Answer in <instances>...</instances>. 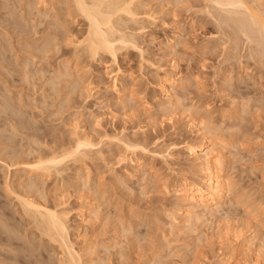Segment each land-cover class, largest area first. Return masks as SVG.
Returning <instances> with one entry per match:
<instances>
[{
	"label": "rangeland",
	"instance_id": "374dc122",
	"mask_svg": "<svg viewBox=\"0 0 264 264\" xmlns=\"http://www.w3.org/2000/svg\"><path fill=\"white\" fill-rule=\"evenodd\" d=\"M62 1L0 0V264H17L24 253L29 264H63L60 247L38 233L33 235V226L19 219L14 195L6 190L9 182L20 184L21 193L37 196L50 207L70 210V237L83 264H216L222 257H233V264H255L256 260L264 264V63H260L264 60L251 55L252 44L241 35L236 39L231 25L221 27L226 32L218 27L222 25L216 17L203 12L206 0H135L137 20H127L125 14L120 18L126 21L119 20L122 27L127 24L122 32L136 37L142 51L138 45H125L116 60L101 53L94 58L80 42L85 43L88 22ZM120 68L121 90H108L110 75L115 77ZM167 73L175 74L178 83L170 89L183 104L175 112L164 110L165 115L155 99L161 96L159 83ZM98 85L101 90L95 92ZM130 91L133 101L128 100ZM139 95L151 101L152 117L145 113L147 107L138 101ZM122 98L128 106L120 102ZM189 107H194L199 123H213L217 132L208 133L207 124V131L201 127V132L216 141L223 174L234 186L230 203L191 223L173 190L180 178L199 177L184 149L187 142L201 141L189 125L191 115L183 110ZM97 117L100 126L95 123ZM73 124L97 144L93 156L82 161L67 158L61 176L55 170L44 177L30 171L26 162L74 146ZM122 135L126 141H147L151 149L169 151H161L169 157L128 150L116 139ZM132 157L140 164L130 165ZM111 167L118 178L112 177ZM138 167L145 173L134 174ZM172 169L182 176L174 175ZM125 171L133 175L126 177ZM80 172L86 176L85 184L77 180ZM165 181L170 182L168 191L162 187ZM32 182L41 190L29 189ZM89 202L94 214L83 221L79 212ZM13 235L24 237L18 242L24 241L20 243L27 246L25 252L5 241ZM31 246L34 256H29Z\"/></svg>",
	"mask_w": 264,
	"mask_h": 264
},
{
	"label": "bare ground",
	"instance_id": "6f19581e",
	"mask_svg": "<svg viewBox=\"0 0 264 264\" xmlns=\"http://www.w3.org/2000/svg\"><path fill=\"white\" fill-rule=\"evenodd\" d=\"M40 1H43V0H40ZM62 2H66L68 6L73 7L77 11H79V13L84 17L83 20L86 19L85 22L86 21L88 22V28H87V31L85 33L86 36L84 37L85 43L83 42V39H82V41H80L83 44H85V46H82L83 45L82 44L81 47L82 48L86 47V49L90 53L88 55H92L95 58V57L99 56L100 53H101V54H103L105 56L107 55L108 57H111L113 60H116L117 54H118V50H119V48H121V46L123 48L125 45H128V47L134 45L137 48L138 44H136L135 41H134V40H136V37H135V39H133L134 36L133 37L131 36L132 37L131 38L130 34H129L130 32L127 33V35H125V33L122 32L121 29L122 28L124 29L127 26V24L124 23L126 26L124 25L125 27H122L121 25H123V23L121 24L120 20H119V19L122 18V17L120 18V16L122 14L128 15V16H126L127 20H128V17H130L129 20L131 18H132L131 19L132 21H136L137 20V18H136L137 13L133 9V4H134L135 0H65V1L63 0ZM206 2L208 4L207 5L203 4V6H206V8L209 7L208 8L209 10L204 7L205 11H203V12L204 13L205 12L206 13L209 12V14H211L212 16L214 15L216 18L213 17V19L215 18L214 20L215 21L217 20L216 23L222 25V26L217 25L220 28L224 27L226 25H229V26L231 25V27H233L235 29V32H236L233 35L234 31L232 30L233 32L230 33L231 36L232 35L235 36L236 39L238 37H240V35L244 36L246 38V40L249 41L253 45V46L252 45L250 46L251 55L252 56L257 55V59L259 58V60H261V61L264 60V0H206ZM35 4H37L36 1H35ZM48 5L49 4L47 3V6ZM59 5H60V3H59ZM67 5H65V3H64V6L67 7ZM240 5H243V7H241ZM35 8H37V6H35ZM68 10H70V9H68ZM39 12H40V10H39ZM66 12H67V10H66ZM30 13H29V15H30ZM68 13L69 12H67V15H68ZM73 13H75V12H73ZM32 14H35V13H32ZM72 15L73 14L71 13L70 16H72ZM211 15H208V16H211ZM46 16L47 15L45 14L44 17H46ZM122 16L124 17V15H122ZM49 18H50V16H49ZM63 19L65 20V18H63ZM126 19H123V21L124 20L126 21ZM213 19H212V21H214ZM57 20H58V18H57ZM42 22H43V20H42ZM126 23H128V22H126ZM216 23L214 22L213 24H216ZM22 25H23V23H22ZM40 25H39V27H40ZM229 26H228V28H230ZM224 28H221V29H223V31L226 32V30ZM62 29H64V28H62ZM231 29L232 28H230V30ZM24 30H25V28H24ZM57 30H58V28H57ZM24 33H23V36H24ZM220 33H221V31H220ZM61 35H62V33H61ZM68 35L69 34L67 33V36ZM21 36H22V32H21ZM64 36H66V34ZM72 36H73V34H72ZM54 38H57V36L56 37L54 36L53 39ZM61 38H63V37H61ZM231 38H234V37H231ZM58 39H60V38H58ZM68 39H65L66 42L68 41ZM54 40H56V39H54ZM69 40L72 41L74 39H72V40L69 39ZM230 40H232V39H230ZM48 41L46 40V42L49 43L48 44L49 47H53L51 45L53 43L52 38L49 39ZM57 41H55V42H57ZM233 41H234V39H233ZM46 42H44V39H43V43H45L44 45H47ZM80 42L78 44H81ZM232 43H234V42H232ZM55 44H57V43H55ZM78 44H76V45H78ZM29 45H31V44H29ZM231 45L234 46V44H231ZM47 47L48 46H46L45 48H47ZM56 47H57V45H56ZM138 47H139V45H138ZM139 48H141V47H139ZM38 49H39V46H38ZM75 49H79V48H75ZM234 49H235V47H234ZM138 50H140V49H138ZM41 51H39V52H41ZM49 51H50V49H49ZM141 51H142V48H141ZM228 54H230V53H228ZM260 63H264V62H260ZM69 65H68V67H70ZM25 66L26 65L24 64V67ZM65 66H67V64H65ZM68 67H67V69H69ZM116 71H117V73H116ZM68 72L69 71H67V73ZM121 72H122V70L120 68L118 70H115L114 73H116V74H113V75H115V77H113L112 74L111 75L109 74L111 76V78H112V80H111L112 83H111L110 86H107L105 88H107L108 90H113L115 92H118V90H121V89H119V85H118V81H119V77L121 76ZM68 75H69V73H68ZM77 82H79V81H77ZM176 82H177V78H176L175 74H171V73L168 74L167 73V74L164 75V77H162V80L159 83V87H160V90H161V96L159 98L155 99V101L157 102L156 105H158L161 108V109L159 108L160 110H163V111L164 110L165 111L168 110L169 112H171V111L175 112L177 109H179L178 107L183 104L181 101H178V102L176 101V98H175L173 92L170 89V88H172V85L174 83H176ZM90 89L91 88H88L89 91H90ZM100 90H101V85H98V87L95 89V92H99ZM123 91H124V89H123ZM128 94H129L128 96L131 97L130 99H128L129 101L132 100L135 97L134 93L131 92V91ZM123 99L124 98H122V101H120V102H122L124 105H126L128 102L125 99L124 100ZM137 99H138V101L141 102V105H145V107H147V108H145V110H146L145 113L148 112L147 115H149V117H150L152 115L151 114L152 111L150 112V108H152V107H151V105H149V104H151V101H149V99L146 98L145 96L137 97ZM145 103H147V104H145ZM126 106H128V105H126ZM181 107L182 106H180V108ZM193 108L194 107H189V108H186V109L182 108V109L183 110H187L188 113H189L188 115H191V117H188L189 118V122H190L189 125H191L194 129H196L195 130V132L197 131L196 133L201 135L200 136L201 137V139H200L201 141H198L196 143H194V142L188 143L187 142L186 146L184 147V149L188 152V154L193 159V161H194V162H192L193 164L191 165L189 163V165L191 166V168L193 167L195 170L198 169L199 173L198 172H196V173H198L199 177H198V179L193 180V181H188V180H186V178L182 180L180 178L181 181L180 182L178 181L179 183L178 184L176 183V185L174 186V189H173L174 190V194H175V198H176L175 201H177V203L182 206V209H183V212H184V216H185L186 220L188 221V223H191L194 219L199 221V220L204 219V217H206L208 215L212 216V215L218 213V211L221 210L220 208L222 206H224V205H227L228 202L230 201L231 195H232V192H233V190H232L233 188L232 187H234L233 184H232L233 183L232 180H230L229 178H227L223 174V169L224 168H223L222 156H221L220 153H218V151L215 150L216 148L214 146V145H216L215 144L216 141L214 142V140L212 141V140L208 139L207 135H206L207 133H204L205 130H206V124L210 123V122L207 121V123H205V122L204 123H199L196 120L197 118H195V114L193 116V113H194ZM187 111L186 112L184 111V112L187 113ZM173 112L171 113V116L174 114ZM178 113H180V112L178 111ZM164 114L167 115L166 112ZM162 115H163V112H162ZM176 115H177V113H176ZM173 117H174V119L176 121L175 114L173 115ZM95 123H96V125L100 126L101 119L99 117H97ZM175 123H177V122H175ZM22 124H23V122H22ZM212 124L213 123H211V125L207 124V130H209V131L206 130L208 133L211 132V134H213V132L216 130L215 128L213 130L214 126L212 127ZM204 125H205V127H204ZM73 127H74L73 128L74 129L73 135L75 134L74 135L75 136V140H74L75 144H74L73 147H72L73 144H71V147L69 149H65V151H64L63 149L65 147L63 146V147H61L63 149L60 150V152H56V151H54L56 149L52 148L54 152H52L51 155H47L46 154L47 156H45V157H43V155H39V159H35L33 162L32 161L31 162H26L25 165L27 166V168L30 169V171H32V172L35 171V173H39V175L42 176V177H44L46 174H50L53 170H55V173H57L58 176H61L62 175L61 173L64 172V170H66V168H67L66 167L67 164L65 162L67 158L68 159L69 158H71V159L74 158L76 160L82 161V160L86 159L87 155L88 156H90V155L93 156L92 153H94V152H92V151H93L94 146H96L97 144H95L93 142L91 136L88 133L83 131L84 129L83 130L80 129V126H78V124H73ZM201 127L204 128V132L202 130L203 133L201 132ZM209 127H210L211 130L208 129ZM215 132H217V131H215ZM123 135H122L121 139H118V138H116V139L119 142H121L126 148H128V150L132 149L131 151L135 150L134 152H136L137 150H139L141 152H144V153L148 152L149 154L151 153L153 156H155V157L158 156L159 158H162V159L163 158L166 159L167 157H169L168 155H166V154H168L169 151L166 152L165 150H161V151H165L166 152V154L165 153L163 154V152H161L160 150L159 151L155 150V148H154L155 144H154V147L152 146V148H154V149H151V148H149V144L147 143V141L146 142H143V141L141 142V141H137V140L128 141L129 138L126 141L125 140L126 137L123 139ZM155 135H156V133H155ZM157 136H160V134L159 135L157 134ZM157 138L160 139V137H157ZM148 139L150 141V138H148ZM159 139H157V140H159ZM142 140H144V139H142ZM197 140H199V139H197ZM150 144H151V142H150ZM156 144L159 145L157 141H156ZM157 145H156V147H157ZM55 148H56V146H55ZM166 148L167 147H165V149ZM162 149H164V148H162ZM37 150H38V148H37ZM202 151H204V152H202ZM95 152H98V150L95 151ZM99 152H101V151H99ZM99 152L97 154H99ZM40 156H42V158H40ZM100 157H101V159H103L102 158L103 156H100ZM136 157L129 158L128 163L130 165H134V164H137V163L140 164L139 161H138L139 159H137ZM32 159H34V158H32ZM24 160H26V159H24ZM103 160H105V159H103ZM142 169L138 167V169L133 170V173L137 175L139 172L144 171ZM109 170L111 171L112 177L118 178L117 173H115V172H117V171H115V168L111 167V168H109ZM191 171L193 172V170H191ZM171 172H174L175 173V174L173 173L174 175L179 174V175L182 176V174H180L181 172H178L176 169H175V171H173V169H172ZM144 173H145V171H144ZM123 174L126 177H128L130 175H133L132 173L127 174L126 171ZM179 175H177V176H179ZM84 176L85 175L81 174V172H80V175H78V177H77L78 178L77 179L78 182L83 181V177ZM181 176H179V177H181ZM36 178L38 179V177H36ZM32 181H34V180H32ZM86 181H87V179H86ZM39 182L40 181L38 180V182H36V183H39ZM84 182L85 181H83V183ZM36 183L35 182H32V184L30 183L31 187H29V189L32 188L33 191L40 189L41 186L38 184L40 186L38 188V185ZM162 183H163L162 187L166 191L170 190V184H169L170 182L168 183V181H165V182H162ZM18 186H20V184ZM18 186L13 185L10 182L6 184V190H7L8 194L9 193L13 194L14 195L13 199L16 200L14 206H18V208L14 207L15 208L14 210L20 216L19 219L22 218V220H24L26 222L25 225H27V223H28L27 226H29V225L33 226V228L35 229V231H34V229H31V230L34 231V232H32L33 235H35L34 233H38L37 235H39V237H41V238L44 237L45 239H48L49 242H52V244L53 243L57 244L60 247V250H62V253H63V255H62L63 260L61 258V261H63L62 262L63 264H83V262H82L83 259L81 260L82 255H81V253H79L78 250H76L74 248V246H73L74 242L72 241V239L70 237V235H71L70 234L71 230H70V225H69L70 210H68L67 208L59 209V208L50 207L47 204L46 201L40 200L39 197H37V196L34 197L31 194H30L31 196L29 194H28L29 195L28 196V195H25V194L21 193L20 190H18L19 188H17ZM39 192L40 191H38L37 194L40 195ZM79 213H80V216L82 217L83 221L90 220L92 218L93 214H94L93 205L90 202L87 203L86 205H84L82 207V209L80 210ZM23 224H24V222H23ZM10 226H12V225H10ZM3 230H8V228L7 229H3ZM16 230L17 231H15V232L18 234L19 229H16ZM15 232H14V234H16ZM17 234H16V236H18ZM9 237H8V239H5V241L8 240L12 245H15L16 248L19 247L21 249L23 247V249L20 250L21 252L22 251H24V252L26 251V249H24V248L25 247L27 248V246L22 245V247H21V243H20V242L24 243V241L21 240L20 242H18V240H20V238L23 237L22 235H21V237L19 236L20 237L19 239H18V237H15V236H14V238H9ZM19 248H17V249H19ZM33 249H34V247H32V249H31L32 252H34ZM31 251L28 250L29 256H34L35 252L32 253ZM38 251H36V252L38 253ZM24 255H25V253L22 255V259L18 260L17 264L18 263L19 264H29L30 263V261H27L26 257L23 258ZM16 256H17V253H16ZM26 256H28V254ZM19 257H20V255H19ZM30 260H32V259H30ZM257 261H258V263H260L259 262L260 260H256L255 264L257 263ZM233 262H234L233 257H228V258L222 257L219 261H217L216 264H233Z\"/></svg>",
	"mask_w": 264,
	"mask_h": 264
},
{
	"label": "snow or ice",
	"instance_id": "6c2138e0",
	"mask_svg": "<svg viewBox=\"0 0 264 264\" xmlns=\"http://www.w3.org/2000/svg\"><path fill=\"white\" fill-rule=\"evenodd\" d=\"M241 7H243V5H240Z\"/></svg>",
	"mask_w": 264,
	"mask_h": 264
}]
</instances>
